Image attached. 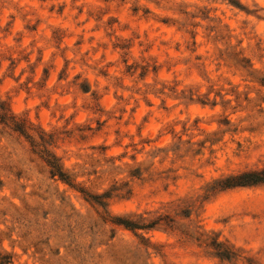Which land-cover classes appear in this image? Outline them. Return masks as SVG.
Returning a JSON list of instances; mask_svg holds the SVG:
<instances>
[{
	"label": "rangeland",
	"instance_id": "374dc122",
	"mask_svg": "<svg viewBox=\"0 0 264 264\" xmlns=\"http://www.w3.org/2000/svg\"><path fill=\"white\" fill-rule=\"evenodd\" d=\"M261 171L264 0H0V264H264Z\"/></svg>",
	"mask_w": 264,
	"mask_h": 264
},
{
	"label": "trees",
	"instance_id": "16d2710c",
	"mask_svg": "<svg viewBox=\"0 0 264 264\" xmlns=\"http://www.w3.org/2000/svg\"><path fill=\"white\" fill-rule=\"evenodd\" d=\"M15 129L19 130L20 132H24V128L21 124L16 125ZM46 162L51 168V171H50L51 175L53 176L58 175L59 178L63 180L67 179L61 167L56 163V160L53 157L47 158ZM257 182H264V171L241 174L233 178L225 186L228 187L230 185H244V184L257 183Z\"/></svg>",
	"mask_w": 264,
	"mask_h": 264
}]
</instances>
